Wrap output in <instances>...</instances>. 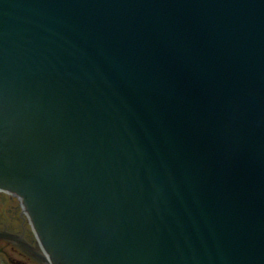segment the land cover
Instances as JSON below:
<instances>
[{
	"label": "water",
	"instance_id": "95a60500",
	"mask_svg": "<svg viewBox=\"0 0 264 264\" xmlns=\"http://www.w3.org/2000/svg\"><path fill=\"white\" fill-rule=\"evenodd\" d=\"M0 186L54 264H264V0H0Z\"/></svg>",
	"mask_w": 264,
	"mask_h": 264
},
{
	"label": "flooded vegetation",
	"instance_id": "af4514ba",
	"mask_svg": "<svg viewBox=\"0 0 264 264\" xmlns=\"http://www.w3.org/2000/svg\"><path fill=\"white\" fill-rule=\"evenodd\" d=\"M0 233L11 235L14 239H1L9 250H5L7 258L12 264H41L26 254L20 244L25 243L34 247L33 239L30 235L25 220L22 218L18 204L13 196L4 195L0 192ZM13 241H17L13 243ZM22 241V242H21Z\"/></svg>",
	"mask_w": 264,
	"mask_h": 264
},
{
	"label": "rangeland",
	"instance_id": "374dc122",
	"mask_svg": "<svg viewBox=\"0 0 264 264\" xmlns=\"http://www.w3.org/2000/svg\"><path fill=\"white\" fill-rule=\"evenodd\" d=\"M3 244L1 243L0 246H2ZM5 249H9V247L5 246ZM0 264H8V261L6 260L5 256L3 255V253L1 252L0 249Z\"/></svg>",
	"mask_w": 264,
	"mask_h": 264
},
{
	"label": "bare ground",
	"instance_id": "6f19581e",
	"mask_svg": "<svg viewBox=\"0 0 264 264\" xmlns=\"http://www.w3.org/2000/svg\"><path fill=\"white\" fill-rule=\"evenodd\" d=\"M17 241H13V243H16ZM18 243V242H17ZM29 255H32V252H29ZM38 260L41 261L42 264H48V261H45L43 258L39 257ZM47 262V263H46Z\"/></svg>",
	"mask_w": 264,
	"mask_h": 264
}]
</instances>
